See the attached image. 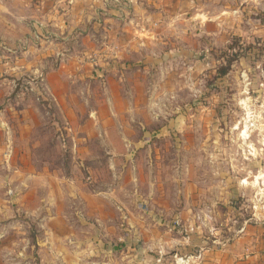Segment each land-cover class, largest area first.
<instances>
[{
	"label": "rangeland",
	"instance_id": "rangeland-1",
	"mask_svg": "<svg viewBox=\"0 0 264 264\" xmlns=\"http://www.w3.org/2000/svg\"><path fill=\"white\" fill-rule=\"evenodd\" d=\"M121 2H0L1 24L12 23L11 28L0 26L1 30L7 37H27L34 63L40 65L43 61L27 79L28 89L33 79L28 100L31 97L32 117L38 120L29 137L31 163L40 172L45 166L58 168L67 181L73 175V141L64 123L69 119L68 109L60 108L46 93L40 94L37 80L45 76V69L57 68L62 53L78 56L81 66L98 63L99 58L107 61L113 50L109 44L112 27L125 37L130 33L123 29L146 16V26L157 25L148 30L155 31L158 40L143 50L146 55L154 52L156 56L142 62L148 68L141 72L144 91L140 96L142 108L137 113L139 119L151 121L150 127L161 133L149 142L160 150L155 165L163 186L160 212L165 217H170L169 211L177 213L170 227L174 225L184 235L190 228L195 229L182 216L186 206L193 204L189 205L185 197L196 195L194 206L207 215L196 218L194 226L217 230L223 240L220 244L231 240L245 222L264 221V0H145L153 7L145 14H113L107 7ZM123 17L127 19L121 20ZM46 52L50 57L43 59ZM70 56L67 60L72 68L78 63ZM42 66L45 69L37 72ZM89 80L86 77L78 83L82 93L75 92L73 101L78 110L73 116L80 122L88 119L94 96L101 91L100 84L90 86ZM10 149L8 162L12 163L23 147L18 146L19 152L15 146ZM94 149L105 161L101 146L95 144ZM102 169L104 180L111 179L107 168ZM174 174L179 176L177 184L170 181ZM189 183L195 184L194 189ZM5 193L8 195L7 190ZM130 208L146 215L159 209L156 202L149 201L130 204ZM18 211V226L38 235L41 221ZM175 220L180 225L176 226ZM2 248V264L34 256L32 251Z\"/></svg>",
	"mask_w": 264,
	"mask_h": 264
},
{
	"label": "crops",
	"instance_id": "crops-1",
	"mask_svg": "<svg viewBox=\"0 0 264 264\" xmlns=\"http://www.w3.org/2000/svg\"><path fill=\"white\" fill-rule=\"evenodd\" d=\"M149 6L145 0H123L107 7L113 14H145L152 12ZM145 18L123 29L130 33L125 37L112 27L109 44L113 50L107 61L99 58L98 63L81 66L78 56L62 53L57 68L37 70L46 71L37 80L40 94L46 93L60 108L68 109L69 119L65 117L64 123L74 156L68 181L58 168L45 166L40 172L31 163L29 137L38 120L32 117L31 97L28 100L33 79L31 89L27 79L43 61L34 63L27 37H7L0 28V249L34 254L9 264H181V259L184 264H264V221L245 222L234 238L220 244L223 240L217 230L193 224L207 215L194 206L196 195L185 197L193 204L182 213L195 231L180 235L174 225L170 227L177 213L169 211L170 217H165L160 212L163 186L160 171H155L160 150L149 142L161 133L137 113L144 91L141 72L148 68L143 63L156 56L143 50L158 40L156 32L148 30L157 25L146 26ZM112 19L117 17L112 15ZM1 22L0 26L12 27L9 21ZM148 34L152 36H145ZM69 56L78 63L75 67H69ZM49 57V52L43 54V59ZM86 77H90V86L100 84L101 91L94 96L88 119L80 122L75 119L78 110L73 101L75 92L82 93L78 83ZM95 144L101 146L105 161L93 151ZM14 146L18 152V146L23 150L10 163ZM102 167L111 179L104 180ZM171 178V182H179L177 174ZM188 186L194 189L195 184ZM147 201L158 204L157 213L146 215L130 208V204ZM18 210L41 221L38 235L18 226Z\"/></svg>",
	"mask_w": 264,
	"mask_h": 264
},
{
	"label": "built area",
	"instance_id": "built-area-1",
	"mask_svg": "<svg viewBox=\"0 0 264 264\" xmlns=\"http://www.w3.org/2000/svg\"><path fill=\"white\" fill-rule=\"evenodd\" d=\"M175 225L178 226L180 225V221L179 220H175ZM194 229L193 228H190V231H193Z\"/></svg>",
	"mask_w": 264,
	"mask_h": 264
},
{
	"label": "bare ground",
	"instance_id": "bare-ground-1",
	"mask_svg": "<svg viewBox=\"0 0 264 264\" xmlns=\"http://www.w3.org/2000/svg\"><path fill=\"white\" fill-rule=\"evenodd\" d=\"M260 178V177H259Z\"/></svg>",
	"mask_w": 264,
	"mask_h": 264
}]
</instances>
